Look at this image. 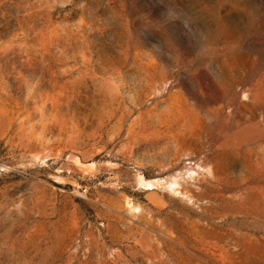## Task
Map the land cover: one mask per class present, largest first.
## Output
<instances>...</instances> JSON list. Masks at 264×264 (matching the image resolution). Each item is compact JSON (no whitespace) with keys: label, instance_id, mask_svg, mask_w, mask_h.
Returning a JSON list of instances; mask_svg holds the SVG:
<instances>
[{"label":"rangeland","instance_id":"obj_1","mask_svg":"<svg viewBox=\"0 0 264 264\" xmlns=\"http://www.w3.org/2000/svg\"><path fill=\"white\" fill-rule=\"evenodd\" d=\"M0 264H264V0H0Z\"/></svg>","mask_w":264,"mask_h":264}]
</instances>
